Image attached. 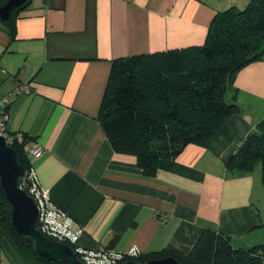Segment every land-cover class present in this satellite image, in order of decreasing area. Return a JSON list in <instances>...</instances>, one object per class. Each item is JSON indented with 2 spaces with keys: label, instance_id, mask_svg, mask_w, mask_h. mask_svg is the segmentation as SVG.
Listing matches in <instances>:
<instances>
[{
  "label": "crops",
  "instance_id": "1",
  "mask_svg": "<svg viewBox=\"0 0 264 264\" xmlns=\"http://www.w3.org/2000/svg\"><path fill=\"white\" fill-rule=\"evenodd\" d=\"M247 2L29 0L13 33L0 26V97L29 86L7 105L9 130L42 148L33 170L52 204L83 227L75 246L187 253L205 228L241 248L264 242L260 167H225L264 117V52L231 81L239 112L207 146L160 159L151 177L133 154L113 149L97 118L115 58L200 45L218 11ZM0 264L43 263L0 229Z\"/></svg>",
  "mask_w": 264,
  "mask_h": 264
},
{
  "label": "trees",
  "instance_id": "2",
  "mask_svg": "<svg viewBox=\"0 0 264 264\" xmlns=\"http://www.w3.org/2000/svg\"><path fill=\"white\" fill-rule=\"evenodd\" d=\"M7 1L0 0V6ZM28 2L13 7L0 26L13 33L15 15ZM263 52L264 0H248L242 7L230 5L218 11L200 45L115 58L97 116L108 141L115 151L133 154L146 177L155 174L160 159L175 157L186 145L207 146L223 122L239 112L235 94L226 99L234 75ZM28 140L22 134V140L12 144L24 169L29 164L22 146ZM257 166L264 186V117L225 161L227 170L240 173ZM0 229L33 259L63 264L38 256L32 240L13 227L1 183ZM164 256L182 264H263L264 242L241 248L224 234L205 228L187 253L123 254L115 264Z\"/></svg>",
  "mask_w": 264,
  "mask_h": 264
},
{
  "label": "water",
  "instance_id": "3",
  "mask_svg": "<svg viewBox=\"0 0 264 264\" xmlns=\"http://www.w3.org/2000/svg\"><path fill=\"white\" fill-rule=\"evenodd\" d=\"M25 0H8L0 6V20L10 17L11 9ZM24 168L18 160L15 149L0 136V183L5 197L11 205V222L17 232L32 240L35 253L53 262L81 264L82 260L72 247L64 242L48 238L36 225L37 206L33 197L19 187ZM119 264H182L173 256L148 259L145 262L127 259Z\"/></svg>",
  "mask_w": 264,
  "mask_h": 264
},
{
  "label": "built area",
  "instance_id": "4",
  "mask_svg": "<svg viewBox=\"0 0 264 264\" xmlns=\"http://www.w3.org/2000/svg\"><path fill=\"white\" fill-rule=\"evenodd\" d=\"M29 86L26 83H20L9 93L0 97V136L12 146L16 141L22 140L21 133H13L8 127L7 105L13 95L20 92H27ZM25 157L28 160V167L19 181V187L27 191L34 199L37 206L36 225L40 232L48 238L56 241L74 245L73 249L78 257L88 264H115L123 254L136 255L140 251L136 247H131L126 252H118L107 249H86L75 246L78 238L84 233L82 226H73V218L61 208L52 204L48 193L39 185L37 176L33 170V162L42 154L40 146H22Z\"/></svg>",
  "mask_w": 264,
  "mask_h": 264
},
{
  "label": "rangeland",
  "instance_id": "5",
  "mask_svg": "<svg viewBox=\"0 0 264 264\" xmlns=\"http://www.w3.org/2000/svg\"><path fill=\"white\" fill-rule=\"evenodd\" d=\"M226 99L229 100V96H228V95H226ZM127 251H128V250H127Z\"/></svg>",
  "mask_w": 264,
  "mask_h": 264
}]
</instances>
